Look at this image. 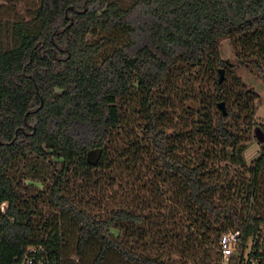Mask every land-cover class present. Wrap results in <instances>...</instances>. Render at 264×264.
<instances>
[{"label": "trees", "instance_id": "obj_1", "mask_svg": "<svg viewBox=\"0 0 264 264\" xmlns=\"http://www.w3.org/2000/svg\"><path fill=\"white\" fill-rule=\"evenodd\" d=\"M223 40L264 76V0H38L29 20L0 17V264L28 247L54 264H224L227 234V264H264V141L243 157L258 96Z\"/></svg>", "mask_w": 264, "mask_h": 264}, {"label": "rangeland", "instance_id": "obj_2", "mask_svg": "<svg viewBox=\"0 0 264 264\" xmlns=\"http://www.w3.org/2000/svg\"><path fill=\"white\" fill-rule=\"evenodd\" d=\"M38 5V0H0V17L1 19L8 23V26L11 27L13 23L21 22L29 20V16L31 15L32 11L36 9ZM10 29V28H9ZM11 30V29H10ZM137 41V46H140L144 39L141 37ZM5 43L9 42V39L4 40ZM220 59L223 61H227L231 67L233 68L232 72L235 76L239 77L241 82L245 85L247 89L252 90L257 96L258 99L255 101V116H254V122L256 126L249 131L248 133V141L245 142L246 149L243 152L244 160L247 164H250V162L255 159L259 153L260 145L264 141V136L262 132L260 131V124L264 123V76L259 75L256 70H254L252 65L250 63L244 64L240 58L237 57V54L235 53L233 46L231 44V41L229 40H223L220 43ZM218 70H223L222 68H218ZM218 77V73L215 74V76H212V79L207 81L205 79L204 81L200 82V88H204L203 90L207 92L209 95L214 86V81ZM223 78H224V70H223ZM209 92V93H208ZM246 139V136H245ZM98 152L93 151L89 155V160L91 162H94L97 157ZM34 161V159H30V161ZM46 167V173L51 172V167L48 165V163L44 164ZM29 174V175H27ZM23 172V176H33L31 173V170L29 168V172L25 170ZM22 187L32 188L41 190L42 186L39 181H33L30 179H24L21 181ZM28 192V191H26ZM40 209L43 210L44 213H47L48 208L46 206H40ZM252 246V240H249L246 243L244 256L250 251ZM238 248L235 250V256H237ZM210 256H212L213 259H221L217 253L216 250L212 249L211 252H209ZM202 255V254H201ZM224 264L228 263V260L222 259Z\"/></svg>", "mask_w": 264, "mask_h": 264}, {"label": "built area", "instance_id": "obj_3", "mask_svg": "<svg viewBox=\"0 0 264 264\" xmlns=\"http://www.w3.org/2000/svg\"><path fill=\"white\" fill-rule=\"evenodd\" d=\"M7 208V202L0 203V216L6 213ZM219 244L222 258L229 260L238 248V239L233 234L223 235L219 240ZM42 253V249L28 247L24 250L23 255L14 258L13 264H54V262H48L46 256L41 255Z\"/></svg>", "mask_w": 264, "mask_h": 264}, {"label": "water", "instance_id": "obj_4", "mask_svg": "<svg viewBox=\"0 0 264 264\" xmlns=\"http://www.w3.org/2000/svg\"><path fill=\"white\" fill-rule=\"evenodd\" d=\"M218 74H219V84L223 81V70H219L218 71ZM218 109L219 111L222 113V116H225L226 115V112H225V108H224V105L223 103H219L218 104Z\"/></svg>", "mask_w": 264, "mask_h": 264}]
</instances>
